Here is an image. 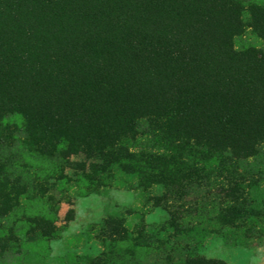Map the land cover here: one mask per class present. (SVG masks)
I'll return each mask as SVG.
<instances>
[{"label": "trees", "instance_id": "16d2710c", "mask_svg": "<svg viewBox=\"0 0 264 264\" xmlns=\"http://www.w3.org/2000/svg\"><path fill=\"white\" fill-rule=\"evenodd\" d=\"M120 175L165 220L109 214L64 264H225L207 237L264 236V0H0V264Z\"/></svg>", "mask_w": 264, "mask_h": 264}, {"label": "rangeland", "instance_id": "374dc122", "mask_svg": "<svg viewBox=\"0 0 264 264\" xmlns=\"http://www.w3.org/2000/svg\"><path fill=\"white\" fill-rule=\"evenodd\" d=\"M80 159L81 156L77 160ZM159 192L156 187L143 190L134 178L120 175L118 184L100 188L84 197L62 199L58 205L57 234L49 254L44 258L30 255L22 264H64L60 258L66 254L98 252L102 248L98 231L103 218L109 214L122 216L129 226L142 222L155 228L166 218L165 211L154 206L153 196ZM202 194L203 190L196 189L188 198L193 202ZM198 252L222 259L225 264H264V236L247 245H229L221 236L211 235Z\"/></svg>", "mask_w": 264, "mask_h": 264}]
</instances>
